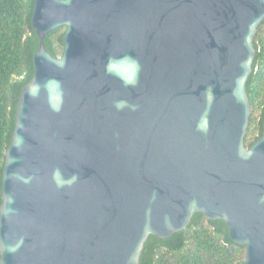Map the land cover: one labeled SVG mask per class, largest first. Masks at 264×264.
I'll return each instance as SVG.
<instances>
[{"label": "water", "instance_id": "95a60500", "mask_svg": "<svg viewBox=\"0 0 264 264\" xmlns=\"http://www.w3.org/2000/svg\"><path fill=\"white\" fill-rule=\"evenodd\" d=\"M263 20L264 0H36L0 264H141L196 212L264 264V131L245 142Z\"/></svg>", "mask_w": 264, "mask_h": 264}, {"label": "trees", "instance_id": "16d2710c", "mask_svg": "<svg viewBox=\"0 0 264 264\" xmlns=\"http://www.w3.org/2000/svg\"><path fill=\"white\" fill-rule=\"evenodd\" d=\"M35 3L36 0H0V206L5 151L13 138L23 88L35 72L34 55L40 42L32 25ZM65 32L64 26L59 27L44 39L54 57L63 54ZM254 44L257 53L247 82L252 110L245 139L248 147L264 131V20ZM245 255V245L232 239L223 219H208L204 213L196 212L186 229L166 238L150 235L141 264H241Z\"/></svg>", "mask_w": 264, "mask_h": 264}]
</instances>
